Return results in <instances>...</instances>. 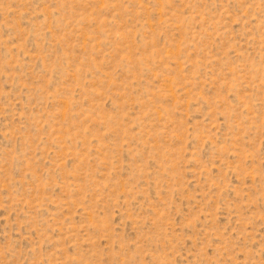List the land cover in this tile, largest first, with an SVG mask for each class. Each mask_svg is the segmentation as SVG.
Segmentation results:
<instances>
[{
  "label": "rangeland",
  "instance_id": "1",
  "mask_svg": "<svg viewBox=\"0 0 264 264\" xmlns=\"http://www.w3.org/2000/svg\"><path fill=\"white\" fill-rule=\"evenodd\" d=\"M0 264H264V0H0Z\"/></svg>",
  "mask_w": 264,
  "mask_h": 264
}]
</instances>
